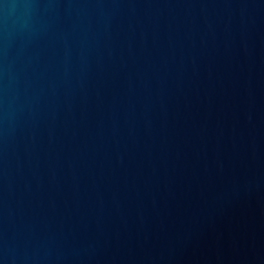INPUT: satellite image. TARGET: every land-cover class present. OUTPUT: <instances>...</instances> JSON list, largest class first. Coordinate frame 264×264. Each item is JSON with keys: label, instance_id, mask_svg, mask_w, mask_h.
Returning a JSON list of instances; mask_svg holds the SVG:
<instances>
[{"label": "water", "instance_id": "95a60500", "mask_svg": "<svg viewBox=\"0 0 264 264\" xmlns=\"http://www.w3.org/2000/svg\"><path fill=\"white\" fill-rule=\"evenodd\" d=\"M0 264H264V0H0Z\"/></svg>", "mask_w": 264, "mask_h": 264}]
</instances>
